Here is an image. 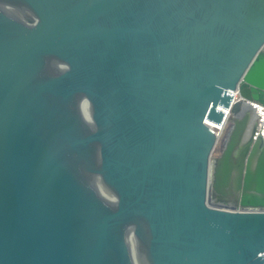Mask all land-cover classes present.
I'll return each instance as SVG.
<instances>
[{"label": "water", "instance_id": "95a60500", "mask_svg": "<svg viewBox=\"0 0 264 264\" xmlns=\"http://www.w3.org/2000/svg\"><path fill=\"white\" fill-rule=\"evenodd\" d=\"M252 103L264 0H0V264H264Z\"/></svg>", "mask_w": 264, "mask_h": 264}, {"label": "built area", "instance_id": "2783aa9c", "mask_svg": "<svg viewBox=\"0 0 264 264\" xmlns=\"http://www.w3.org/2000/svg\"><path fill=\"white\" fill-rule=\"evenodd\" d=\"M253 107L256 111V128L254 132V139H260L264 141V105L260 103H252ZM226 121L223 127H218L217 125L212 124V127L215 129L216 132H222Z\"/></svg>", "mask_w": 264, "mask_h": 264}, {"label": "flooded vegetation", "instance_id": "af4514ba", "mask_svg": "<svg viewBox=\"0 0 264 264\" xmlns=\"http://www.w3.org/2000/svg\"><path fill=\"white\" fill-rule=\"evenodd\" d=\"M229 126H230V121H228V122L225 124V126H224V134H226V132H227ZM222 139H223V138H222ZM221 150H222V148H219V153H220ZM240 150H242V149H240ZM220 201H221V202H225V203H236L235 197H234V195H232V194H229L227 197H221V198H220Z\"/></svg>", "mask_w": 264, "mask_h": 264}, {"label": "rangeland", "instance_id": "374dc122", "mask_svg": "<svg viewBox=\"0 0 264 264\" xmlns=\"http://www.w3.org/2000/svg\"><path fill=\"white\" fill-rule=\"evenodd\" d=\"M223 136H224V128H223L222 135L219 140H222ZM219 148H220V143L217 145L213 156H216L219 153Z\"/></svg>", "mask_w": 264, "mask_h": 264}]
</instances>
